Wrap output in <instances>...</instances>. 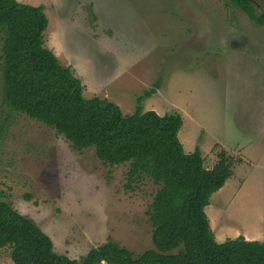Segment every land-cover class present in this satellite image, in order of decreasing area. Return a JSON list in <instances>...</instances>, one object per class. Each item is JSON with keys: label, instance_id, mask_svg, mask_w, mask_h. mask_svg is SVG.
<instances>
[{"label": "rangeland", "instance_id": "374dc122", "mask_svg": "<svg viewBox=\"0 0 264 264\" xmlns=\"http://www.w3.org/2000/svg\"><path fill=\"white\" fill-rule=\"evenodd\" d=\"M251 1L264 14V0ZM47 10L54 40L44 45L75 68L86 98L131 114L158 83L143 111L178 112L179 141L185 153L200 149L206 169L221 151L230 159L232 175L205 208L216 241L241 233L264 241V27L224 0H71L62 13ZM66 21L75 42L58 39ZM128 169L102 163L94 148L76 151L11 111L0 72V199L48 235L57 253L78 259L108 238L136 255L153 248L146 212L157 186L144 178L125 188ZM0 264H13L7 247Z\"/></svg>", "mask_w": 264, "mask_h": 264}, {"label": "trees", "instance_id": "16d2710c", "mask_svg": "<svg viewBox=\"0 0 264 264\" xmlns=\"http://www.w3.org/2000/svg\"><path fill=\"white\" fill-rule=\"evenodd\" d=\"M264 27L251 0H224ZM48 27L43 6L0 0L2 101L62 135L72 148H94L110 166L129 164L125 188L148 178L157 190L146 215L153 248L134 254L108 238L84 256L71 259L55 251L51 238L30 218L0 199V249L13 264H264V241L243 236L216 241L205 208L232 175L224 152L204 167L199 148L185 153L179 141L178 112L143 111L142 102L158 87L138 96L131 114L99 97L86 98L84 86L44 45Z\"/></svg>", "mask_w": 264, "mask_h": 264}, {"label": "crops", "instance_id": "0c3cea01", "mask_svg": "<svg viewBox=\"0 0 264 264\" xmlns=\"http://www.w3.org/2000/svg\"><path fill=\"white\" fill-rule=\"evenodd\" d=\"M18 1V0H17ZM70 1L71 0H48V3L47 4H41V6H43L44 7V12H45V14L47 13V9L48 8H52V9H59L60 11H61V13H62V11H64V10H69V4H70ZM19 2V1H18ZM22 3V2H21ZM33 6V5H32ZM39 6V5H38ZM64 14V13H63ZM48 24H49V22H48ZM49 28H50V25H49ZM65 28H67V29H74V31L72 32L73 34H76V29H75V26L74 25H70L69 23H68V21H66V24H64V26H62V25H60L59 24V29H58V39H60L61 41H63V39H64V37H66L67 35H69V37L72 39V41L73 42H75V40L72 38V33H70V32H67L66 30H65ZM48 31H49V29H48ZM48 31H46L45 32V34H44V39H45V41H46V44L47 45H49L50 46V44H52L53 45V40H54V38L52 37L53 35H51L50 37H49V33H48ZM60 32V33H59ZM52 37V38H51ZM67 66H69L71 69H72V71H74L75 72V68L71 65V64H69V63H67L66 64ZM84 73H85V69H81ZM76 73V72H75ZM86 74V73H85ZM76 76H78L80 79H81V77L79 76V75H77L76 74ZM86 76L88 77V79H90V77L86 74ZM85 80H87L86 78H85ZM81 81H82V83H83V85H84V89H85V87H86V89H87V84H85L84 83V81L81 79ZM95 81H96V79H95ZM86 92V91H85ZM84 93V92H83ZM106 99V98H105ZM209 224H210V221H209ZM213 229V228H212ZM241 233V232H240ZM240 233H238V234H240ZM237 234V235H238ZM227 235L228 234H225L224 236H223V238L225 239L226 237H227ZM238 236H240V235H238ZM241 236H243L246 240H250V239H254V238H249V237H247V235H245V233H241Z\"/></svg>", "mask_w": 264, "mask_h": 264}]
</instances>
